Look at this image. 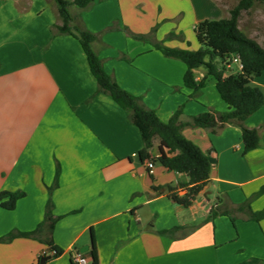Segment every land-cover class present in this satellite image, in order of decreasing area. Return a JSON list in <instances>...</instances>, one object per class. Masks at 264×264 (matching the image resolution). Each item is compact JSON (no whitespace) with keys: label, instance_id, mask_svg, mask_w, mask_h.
<instances>
[{"label":"crops","instance_id":"0c3cea01","mask_svg":"<svg viewBox=\"0 0 264 264\" xmlns=\"http://www.w3.org/2000/svg\"><path fill=\"white\" fill-rule=\"evenodd\" d=\"M71 13L74 26L99 36L93 49L106 72L163 122L181 105L183 122L229 110L213 78L190 98L186 64L156 49L162 43L198 50L196 26L230 17L218 0H96ZM61 25L54 0H0V195L8 201L23 194L12 210L0 203V264H38L42 254L53 255L49 241L62 254L47 264H73L72 256L93 244L99 264H264V219L239 211L233 221L212 215L246 203L264 211V106L245 122L260 135L258 148L246 154L236 125L217 133L183 129L211 164L209 183L185 208L167 187L183 196L189 178L153 161L150 172L139 155L140 130L98 93L80 42L59 33ZM234 64L239 73V60ZM206 74L195 70L198 81ZM254 84L264 91V73ZM159 145L156 139L153 157ZM49 200L53 232L44 226L35 237L9 239L36 231Z\"/></svg>","mask_w":264,"mask_h":264},{"label":"trees","instance_id":"16d2710c","mask_svg":"<svg viewBox=\"0 0 264 264\" xmlns=\"http://www.w3.org/2000/svg\"><path fill=\"white\" fill-rule=\"evenodd\" d=\"M62 19V25L57 26L61 34H69L75 37L81 44L87 57L90 70L98 82V93L110 96L128 114L129 120L141 132L143 148L139 155L142 162L153 161L170 171L186 175L188 184L181 185L186 189L183 196L173 193L174 188L169 186L167 191L170 197L185 208L192 206L210 181L211 164L208 156L192 141L183 135L185 127L204 128L212 133H217L226 125L232 124L242 130L244 153L258 148L260 135L258 130L245 126L246 120L264 106V91L254 84L257 77L264 73V48L254 39L248 37L240 28V18L244 11L254 7L256 3L264 4V0H241L237 6L230 10V17L221 20H204L195 28L196 39L200 48L196 51L190 49L172 48L156 44V49L166 57L184 62L187 71L184 76V86L193 90L190 98H194L206 87L209 78L216 81V89L221 99L228 105L225 113L205 112L183 122L184 105H181L168 122H163L155 110L143 104L142 99L124 90L105 70L104 63L93 49L99 36L86 29L74 26L75 17L71 13V7L77 6L81 10L90 8L96 0H54ZM116 29V27L112 28ZM155 31V30H154ZM136 38L146 39L145 35H136ZM235 60H239L241 71L233 74L230 70ZM204 67L206 76L198 81L195 70ZM156 139L160 140L159 156L153 157L152 150ZM157 194L160 188L154 189ZM8 194L0 195L1 205L12 210L16 201L23 196L22 193L9 195L8 201H3ZM54 205L49 200L46 206V216L38 229L31 233L11 234L9 239L17 236L32 238L44 227L48 226L49 232H53L57 219L53 216ZM235 211L246 212L251 220L260 222L264 219V211L254 212L249 203L239 206L237 209H226L213 212L212 215L223 214L233 219ZM169 232H165L168 234ZM49 250L39 257L38 264H47L62 254V250L48 242ZM92 258V264H99L98 252L93 244V249L87 252Z\"/></svg>","mask_w":264,"mask_h":264},{"label":"rangeland","instance_id":"374dc122","mask_svg":"<svg viewBox=\"0 0 264 264\" xmlns=\"http://www.w3.org/2000/svg\"><path fill=\"white\" fill-rule=\"evenodd\" d=\"M240 1L241 0H218L225 13L230 12ZM240 28L254 40L264 45V4L256 3L252 9L244 11L240 18ZM231 69L232 73L237 74L238 65L234 64Z\"/></svg>","mask_w":264,"mask_h":264},{"label":"built area","instance_id":"2783aa9c","mask_svg":"<svg viewBox=\"0 0 264 264\" xmlns=\"http://www.w3.org/2000/svg\"><path fill=\"white\" fill-rule=\"evenodd\" d=\"M147 167L152 172L154 165L151 161L147 162ZM73 264H92V258L87 257L85 254L81 252H76L73 256Z\"/></svg>","mask_w":264,"mask_h":264},{"label":"water","instance_id":"95a60500","mask_svg":"<svg viewBox=\"0 0 264 264\" xmlns=\"http://www.w3.org/2000/svg\"><path fill=\"white\" fill-rule=\"evenodd\" d=\"M89 249H90V246H84V247L80 250V252L84 254V253H86Z\"/></svg>","mask_w":264,"mask_h":264}]
</instances>
